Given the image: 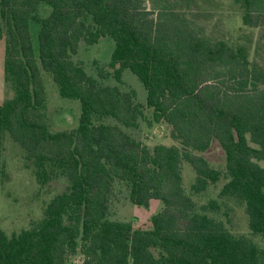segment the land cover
Segmentation results:
<instances>
[{"label":"trees","instance_id":"obj_1","mask_svg":"<svg viewBox=\"0 0 264 264\" xmlns=\"http://www.w3.org/2000/svg\"><path fill=\"white\" fill-rule=\"evenodd\" d=\"M150 2L156 17L145 0H0L3 74L14 92L0 103V183L6 136L39 184L64 179L38 221L9 235L0 230V264H70L77 251L82 264H264V249L220 217L219 199L197 206L181 174L189 163L192 194L223 178L220 197L237 199L250 232L264 238V68L245 45L206 35L187 19L191 0ZM232 2L244 25L264 23V0ZM30 22L39 27L37 51ZM105 36L114 41L112 72L98 66L95 78L73 56L80 41ZM124 69L143 84L146 104L103 82L120 83ZM42 71L60 96L80 101L75 128L49 131ZM142 121L165 123L174 143L148 147L128 131ZM214 141L223 170L203 155ZM116 181L135 205L162 201L150 228L110 218Z\"/></svg>","mask_w":264,"mask_h":264},{"label":"rangeland","instance_id":"obj_2","mask_svg":"<svg viewBox=\"0 0 264 264\" xmlns=\"http://www.w3.org/2000/svg\"><path fill=\"white\" fill-rule=\"evenodd\" d=\"M150 1L145 0L144 6L153 17H156L159 11L153 8ZM156 1L154 0V5H157ZM39 12L45 17L50 12V7L43 4ZM185 17L206 35L223 38L229 42L237 41L245 45L249 60L264 68V23L257 27L244 25L241 20V11L232 0H191L189 9H185ZM38 29L37 24L30 22L29 31L35 51L38 46ZM4 49V39H1L0 103L14 94L12 88L4 80ZM113 49L114 41L108 36L101 37L97 43L92 45L80 41L78 52L73 59L81 62L89 75L97 78L98 66L112 72L108 63L111 60ZM121 78L120 83H117L112 76L104 79L103 82L118 85L123 90L131 89L135 93L136 100L146 104V90L139 79L129 69L122 71ZM42 80L46 96L44 114L49 131L75 128L81 113L80 101L60 96L50 73L42 71ZM144 111L146 117L150 119L151 110L145 108ZM128 131L150 148L159 143L165 145L174 143L169 135L170 128L165 123H154L148 126L147 121H142L137 129ZM203 155L213 167L224 169L225 154L218 142L214 141ZM1 162L6 178H3L0 183V230L9 235L29 227L40 219L42 209L50 198L63 189L64 179L59 177L45 185L39 184L25 163L22 150L8 136L3 140ZM262 165H264L263 162ZM181 174L183 189L191 195L197 206H202L210 199H219L220 217L226 221L229 229L235 234L249 236L260 248L264 249V238L253 235L248 228L243 205L234 197H220L219 192L225 182L223 178L209 185L201 193L192 194L191 185L195 179V172L189 163L184 161L181 163ZM162 208L163 203L158 199L150 200L147 207L133 204L128 198L126 184L120 181L115 182L110 200L111 219L128 222L134 228L148 229L151 227V217ZM82 260L83 256L77 251L72 255L70 264H82Z\"/></svg>","mask_w":264,"mask_h":264}]
</instances>
